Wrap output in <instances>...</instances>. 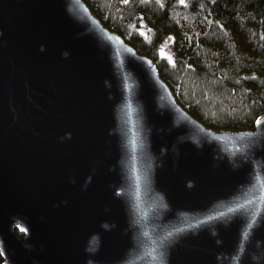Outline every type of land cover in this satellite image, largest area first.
<instances>
[{"label":"water","instance_id":"obj_1","mask_svg":"<svg viewBox=\"0 0 264 264\" xmlns=\"http://www.w3.org/2000/svg\"><path fill=\"white\" fill-rule=\"evenodd\" d=\"M0 255L264 264V114L209 128L83 0H0Z\"/></svg>","mask_w":264,"mask_h":264},{"label":"trees","instance_id":"obj_2","mask_svg":"<svg viewBox=\"0 0 264 264\" xmlns=\"http://www.w3.org/2000/svg\"><path fill=\"white\" fill-rule=\"evenodd\" d=\"M83 1L205 126L250 128L264 114V0Z\"/></svg>","mask_w":264,"mask_h":264},{"label":"rangeland","instance_id":"obj_3","mask_svg":"<svg viewBox=\"0 0 264 264\" xmlns=\"http://www.w3.org/2000/svg\"><path fill=\"white\" fill-rule=\"evenodd\" d=\"M163 49H164V51H165L166 54L169 53V48H168L167 45H165ZM163 53H164V52H163Z\"/></svg>","mask_w":264,"mask_h":264},{"label":"snow or ice","instance_id":"obj_4","mask_svg":"<svg viewBox=\"0 0 264 264\" xmlns=\"http://www.w3.org/2000/svg\"><path fill=\"white\" fill-rule=\"evenodd\" d=\"M258 123H259V121H258Z\"/></svg>","mask_w":264,"mask_h":264}]
</instances>
